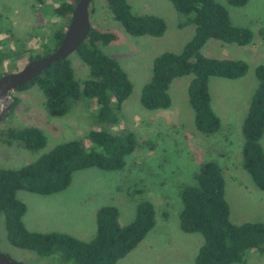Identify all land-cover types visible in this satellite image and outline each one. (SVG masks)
Segmentation results:
<instances>
[{
    "label": "rangeland",
    "instance_id": "374dc122",
    "mask_svg": "<svg viewBox=\"0 0 264 264\" xmlns=\"http://www.w3.org/2000/svg\"><path fill=\"white\" fill-rule=\"evenodd\" d=\"M125 1L133 15L162 18L166 30L162 38L130 36L113 19L104 0H92L90 3L91 27L100 32H112L116 36L112 43L99 45V49L117 60L132 84L131 94L118 112L119 122L115 125L98 122V107L92 97L77 103L67 115L54 118L46 113L45 98L38 87L15 91L13 97L19 102L3 118L0 130L36 127L44 134L46 146L31 152L16 142L9 146L2 142L5 139L1 137L0 169H19L65 142L80 140L85 143L90 131H103L116 136L132 132L136 146L125 158L123 169L77 172L73 175V184L54 195L41 196L18 191L16 198L26 206L22 221L31 232L64 233L89 242L95 236V213L98 208L116 207L119 224L126 226L134 219L137 206L148 202L155 209L154 228L146 235L144 242L116 264H194L202 236L181 231L179 190L182 186L195 184L194 176L201 163L215 161L222 168L225 199L232 223L249 221L257 210L264 207V202L262 204L253 189L245 183L244 180L248 178L244 169V172L239 171L238 146L243 138L235 127L246 90L251 91L255 87L250 80L255 78V68L264 64V0H248L241 7H233L226 0H215L227 9L233 25L250 29L252 44L237 55V59L248 66L245 82L220 80L221 83L215 84L218 95L215 98L212 93L211 106L220 118L221 127L213 135H204L196 130L185 85L170 90L169 109L147 110L141 106V90L151 77L155 56L163 52H181L194 35V26L190 24L179 29L185 17L167 0ZM50 5L57 7L59 2L45 0L44 4H37L34 0H0V25L4 29L0 40L6 41L11 50L15 51L20 45L34 55H43L46 48L53 46L51 35L65 27V21L52 14ZM208 52L211 56L216 54L211 48ZM28 55L24 52L13 62L5 60L0 66V76L19 71L26 65ZM69 59L76 80L82 82L88 77L87 66L75 54L70 55ZM225 121L228 126H223ZM0 252L24 264H48L47 261L41 262L32 252L10 246L2 218ZM244 260V264H264V254L248 250Z\"/></svg>",
    "mask_w": 264,
    "mask_h": 264
},
{
    "label": "trees",
    "instance_id": "16d2710c",
    "mask_svg": "<svg viewBox=\"0 0 264 264\" xmlns=\"http://www.w3.org/2000/svg\"><path fill=\"white\" fill-rule=\"evenodd\" d=\"M34 1L44 4L45 0ZM77 1L58 0L57 7L50 5L52 14L65 21L64 28ZM104 1L113 19L128 35L159 38L165 33L166 25L162 18L133 15L125 0ZM167 1L185 17L179 28L191 24L194 35L181 52H163L154 58L151 77L141 90V106L147 110L169 109L172 82L190 78L187 96L194 114V126L204 135H213L220 129V119L211 106L209 80L243 78L248 66L243 60L205 57L202 49L211 39L224 45L245 47L251 44L252 33L249 28L233 25L227 9L215 0ZM226 1L233 7H241L248 0ZM64 28L51 35L53 46L46 48L43 55H33L32 51H26L20 45L15 51L11 50L6 41L0 40V66L5 60L15 61L24 52H30L29 60L50 54L60 44ZM3 31L0 25V34ZM115 39L112 32H100L91 27L87 39L74 53L88 68V77L82 82L76 80L71 60L66 58L52 63L16 91L38 87L45 98L46 113L54 118L67 115L77 103L92 97L98 107V122L117 124L118 112L130 96L132 84L117 60L99 49V45L106 46ZM15 42L19 44V41ZM254 76L257 87L239 128L243 138L240 161L255 186L264 192V151L261 146L264 134V64L256 66ZM18 102L14 98L12 109ZM1 137L5 139L2 141L5 144L10 146L16 142L31 152L46 146L44 134L36 127L0 130ZM135 146L136 138L132 132L116 136L103 131H90L85 143L80 140L65 142L19 169H0V218L9 245L32 252L37 259L48 264H116L126 257L156 224L155 209L151 203H140L134 219L126 226L119 224L116 207L98 208L95 213V236L84 242L64 233L28 231L22 221L26 206L16 198V193L25 191L49 196L65 191L76 172L88 169L106 172L121 170L125 166V158ZM194 179V185L182 186L179 190L182 203L180 229L202 236L194 264H244V255L248 250L264 254V222L234 224L230 221L222 168L215 161H205L199 165Z\"/></svg>",
    "mask_w": 264,
    "mask_h": 264
},
{
    "label": "water",
    "instance_id": "95a60500",
    "mask_svg": "<svg viewBox=\"0 0 264 264\" xmlns=\"http://www.w3.org/2000/svg\"><path fill=\"white\" fill-rule=\"evenodd\" d=\"M92 0H78L58 47L50 54L33 59L19 71L0 76V123L14 105L13 92L29 83L49 65L69 58L87 39L91 29L89 5ZM0 264H24L0 252Z\"/></svg>",
    "mask_w": 264,
    "mask_h": 264
},
{
    "label": "crops",
    "instance_id": "0c3cea01",
    "mask_svg": "<svg viewBox=\"0 0 264 264\" xmlns=\"http://www.w3.org/2000/svg\"><path fill=\"white\" fill-rule=\"evenodd\" d=\"M180 29V28H179ZM163 36L159 37V38H162ZM252 44V42H251ZM249 46V45H248ZM248 46L246 47H240V46H237V45H224L222 44L220 41H217V40H209L206 45L203 47V55L204 56H207V57H213V58H218V59H230V60H239L237 59V55H240L242 53V50H244L245 48H247ZM211 48L213 49V51L216 53L214 56H211L208 52V49ZM160 55V54H159ZM157 57V56H155ZM113 58V57H111ZM189 79L190 78H185L184 80H180V79H175L172 84L170 85V88H169V92L170 90H174L175 88L177 87H180V86H183L185 85V87L187 88L188 86V83H189ZM180 80V81H179ZM220 80H226V79H222V78H211L209 80V84H208V87H209V94H210V99L212 100V93L214 94L213 97L216 98V96L218 95V90L215 89L214 87L215 84H218V83H221ZM246 80V76H244L243 78H240V79H237L238 82H245ZM249 80V79H248ZM247 80V81H248ZM251 82L255 85L254 89L251 90V91H247V94H246V97L244 99V101L242 102L241 104V112H240V116L239 118H236L235 119V127H237L239 129L240 125L242 124L245 116H246V113H247V109H248V106H249V103H250V100H251V97H252V94L253 92L255 91L256 87H257V81L254 77H252L251 79ZM232 81H236V80H232ZM249 81L246 83L248 84ZM237 90V89H235ZM238 92L240 93V89L238 90ZM213 109V107H212ZM214 110V109H213ZM215 112V111H214ZM216 113V112H215ZM217 115V114H216ZM218 116V115H217ZM219 117V116H218ZM220 119V118H219ZM220 124H221V121H220ZM223 126H228V122H223ZM221 127V126H220ZM243 142L240 141L239 143V146L238 148L240 147V150H241V146H242ZM261 146L263 148V151H264V134L262 136V139H261ZM240 163V170L241 172H244L243 169H242V166H241V161L239 162ZM229 169H232V167H230ZM233 170V169H232ZM77 173V172H76ZM233 174V173H232ZM244 174L247 176V180H244L245 183L248 185V187L252 188L253 189V192L257 195V198L259 199V201L263 204L264 202V192L259 190L255 184L252 182L249 174L245 173ZM73 184V178H72V182ZM71 185V184H70ZM69 188V187H68ZM67 188V189H68ZM72 188V186H71ZM66 189V190H67ZM54 195V194H53ZM262 208V207H261ZM50 212L52 213H55V212H58V211H54V210H49ZM119 221V219H118ZM245 222H264V207L260 210H257L253 215H252V219L249 220V221H245ZM245 222H242V223H245ZM242 223H237V224H242ZM146 240V239H144ZM144 240L142 242H144ZM141 242V243H142ZM140 243V244H141Z\"/></svg>",
    "mask_w": 264,
    "mask_h": 264
},
{
    "label": "flooded vegetation",
    "instance_id": "af4514ba",
    "mask_svg": "<svg viewBox=\"0 0 264 264\" xmlns=\"http://www.w3.org/2000/svg\"><path fill=\"white\" fill-rule=\"evenodd\" d=\"M27 54H29L28 52H26ZM34 55V54H33ZM30 54L28 55V61L27 62H29V61H31V60H29L30 59Z\"/></svg>",
    "mask_w": 264,
    "mask_h": 264
}]
</instances>
